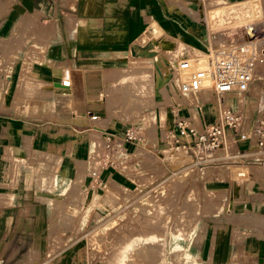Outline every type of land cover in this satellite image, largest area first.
Returning <instances> with one entry per match:
<instances>
[{
	"label": "crops",
	"instance_id": "1",
	"mask_svg": "<svg viewBox=\"0 0 264 264\" xmlns=\"http://www.w3.org/2000/svg\"><path fill=\"white\" fill-rule=\"evenodd\" d=\"M39 1L0 0V264L9 263L15 258L16 246H13L12 241L18 233L23 236V233L34 232L40 229L43 223L40 222L41 220L45 217L48 219V213L45 212L47 208L40 209L38 205L40 200L60 201L55 203L61 209L59 216L63 214L61 207L68 205L61 199L55 198V184L49 185L43 181L49 177L43 174L45 160L43 166L37 170V174L31 169L30 166L35 165L30 163V152L36 155L40 150L50 156L56 148L60 149L62 155H58L59 158L50 156L55 159L54 162H59L57 178L54 172H51L53 179L48 182H57L60 186L69 177L67 183L69 185L75 173H81L80 169L74 170L70 165L71 154L79 165L82 163L88 165V156L98 145L95 134L87 129H93V132L97 133H102L104 129H107L108 133L116 136L123 132V125H132L131 121L125 123V121L116 120L109 121L105 127L99 126V122H96L97 125L94 124L93 121L100 117L97 118V114L92 109L98 108L97 103H99L103 88L104 103L105 89L106 92L116 89L121 91L122 87L126 89L122 97L126 98V103H128L129 99L135 95L134 90L143 87L146 80H151L150 97L153 102L151 108L156 113H160L159 109L162 108L164 116L162 120L157 118V123L154 124L155 131L152 134L149 130H145L143 134L148 138L158 137L164 129L172 125L173 113L170 107L175 108L177 115L190 117L198 125L213 120L215 117L210 120L212 111L214 110L215 116L217 111L218 99L213 95L202 98L199 93H196L195 96H181L177 98L178 100L174 98L177 100L175 101L172 97L168 98L163 94L162 99L155 102L152 97V59L144 58L142 62L151 66V71L145 78L139 79L135 75L137 59H142V57L133 54L135 52L131 53L130 48L148 43L149 40L138 42L142 38L140 36L145 33H154L158 28L163 32V35H159V39L171 40L175 49L163 53L168 55V57H163L170 61L178 60L181 55L189 56L187 51L179 49L182 43L196 47L195 41L198 40L192 33L186 31L185 23L182 24L188 20V16L186 15L187 18L182 20L181 14L191 11L178 4L185 0H165L168 6L165 10L163 8V11L155 5L156 0H72L73 2L61 0V6L65 7L75 3L78 9V14L71 13L69 6H67L68 11H64L67 14L64 25V31L67 34L64 39H68L67 44L62 42L63 37L59 31L57 32L53 22L41 25L36 39L26 49L25 57L27 56L26 61L30 67L24 69L23 59L25 57L20 56L23 55L24 42L32 39L33 29L30 25L37 18ZM174 7H178L176 9L178 18L166 14L167 10L170 12ZM168 25L171 26L168 27ZM169 28L173 30L169 32ZM47 37L48 41H45ZM145 37L146 35L143 38ZM230 38H224L213 47L227 42ZM198 42L203 46L200 41ZM5 54L11 56V61L2 65L5 61L3 60ZM63 67H68L70 70L69 84L67 82L63 84L61 81ZM263 79L264 77L259 80L260 84L253 86L251 83L242 93H229L224 100L231 108H240L246 113L247 118L252 117L260 106L264 107V104L260 105L258 100V94L264 88ZM19 80L21 96L17 99L14 95V88ZM55 82H59V85ZM203 107L209 109L210 117L206 120L202 114ZM184 109L188 111L187 114H180L179 111ZM89 112L96 114V118L91 119L90 114H87ZM108 116L121 118L115 113ZM168 116L171 125L166 121ZM102 119H107V116ZM141 126L144 127L146 124L142 123ZM138 128L140 130V127ZM85 133H89L87 136H89L90 145L88 140L84 139L83 134ZM74 134L80 136L75 137ZM114 141L117 142L115 151L120 158L118 162H127L129 171L133 174L132 180L133 177L144 180L143 186H139L137 190L132 189L128 191L129 193L139 195L142 187H148L157 182L168 173L169 170L166 167L173 165L166 162V155L160 145L156 149L148 150L149 148L142 144L135 146L131 143L133 146L128 149L127 145H119L123 142L120 138L116 137ZM120 146L121 151H119ZM155 150L163 154H153ZM259 151L244 141L237 142L228 152L218 149L215 152V160L206 165L203 170H199L189 157L174 160L175 165H185L181 170L191 168L190 181L196 180L197 184L200 182L202 187L206 186L211 191V198L207 202L208 206L205 211L202 208L201 198L199 215L205 218L199 225L200 228L212 232L221 230L228 235L223 240L225 242L219 243L218 237L208 234L205 242L197 245L206 248V252L200 255V250L191 256L195 264H201L200 262L204 260L212 264H226L239 252L248 253L258 264H264V236L254 237L248 234L236 240L230 232L234 228L241 227L251 230L252 228L248 225L252 223L247 224L243 221L238 223L229 220L231 215L235 220L247 214L258 215L260 222L256 223L254 228L264 231V161L255 162L260 158L258 156L264 153ZM126 152L130 154L126 155ZM146 152L149 153L146 154ZM227 153L232 159L224 160V155ZM141 154L145 158L140 160ZM125 155L126 157H123ZM85 157L87 161L83 160L86 159ZM159 166L160 169L156 171L155 169ZM237 169L244 171L243 177H238V179L235 177ZM109 171L104 172L103 179ZM106 183L113 188L119 185L120 188L119 181L110 177L106 179ZM235 183L238 185L234 186ZM160 185L158 187H161ZM67 188L63 186L62 191L64 192ZM165 189L161 187L158 191L162 205H165L169 198L182 199L185 194L184 191L180 197L174 194V191ZM107 199L110 201L113 197L107 195ZM227 215L229 217L225 218ZM196 223L199 224L197 221ZM47 226L48 231L51 228L50 221ZM48 246L47 242L46 247ZM221 248H223L222 251H220ZM199 255L203 256L204 260ZM31 257L30 262L37 259L33 255ZM198 259H200L199 262ZM37 262L38 260L35 263ZM229 264L253 263L233 261Z\"/></svg>",
	"mask_w": 264,
	"mask_h": 264
},
{
	"label": "rangeland",
	"instance_id": "2",
	"mask_svg": "<svg viewBox=\"0 0 264 264\" xmlns=\"http://www.w3.org/2000/svg\"><path fill=\"white\" fill-rule=\"evenodd\" d=\"M60 3L61 0L39 1L37 18L30 25L33 29L32 39L24 42L23 55L20 57H25L26 49L36 39L41 25H48L53 22L57 32L59 31L63 37L62 42L67 44L68 39H64L67 35L64 31L67 14L64 11H68L67 6H69L71 13L78 14V9L75 3L65 7L61 6ZM154 3L162 11L163 8L165 10L166 6H168L165 0H156ZM178 4L180 7L187 8L188 11L191 10L184 14L180 12L182 20H185V17L187 18L188 16V20L181 22L183 25L185 23L186 31L192 33L203 44L202 46L198 41H195L196 47H193L182 43L179 49L187 51L189 53L188 58L192 59L194 57L197 63L200 61L203 63L213 45L228 37L236 40L252 39L251 41L257 52L261 53L264 58V0H185V2ZM227 7L237 9V13H229L226 16L228 13L218 12L220 9H226ZM176 9L178 7L172 8L170 12L167 10L166 14L178 18ZM112 13L114 14V12ZM170 26L168 25V27ZM168 30L171 32L173 28ZM145 35L146 37L143 38ZM159 35H163V32L156 28L154 33H145L140 36L142 38L138 42H145L149 39V47H152L153 43L160 38ZM167 39L163 38L160 44L161 47L173 46L171 40ZM46 40L48 41V37L45 38ZM157 47L161 49L159 46ZM151 49L156 50L155 47ZM4 57L3 60L5 61L2 65H6L11 61V56L5 54ZM144 58L147 60L148 57L137 59L135 75L139 79L145 78L151 71V66L149 67V65L142 63L145 60ZM26 59H28L27 56L23 59L24 69L30 67ZM263 77L264 66H261L260 69H257L256 77L251 82L252 85L260 84L259 80H262ZM146 81L143 87H138L134 90L135 95L129 99L130 102L128 103H126V98L122 97V94L126 92L124 87L121 88V91L116 89L106 92L105 89L104 103L103 88L99 103H97L99 105L98 108L92 109L97 114V118L100 117L93 121L94 124L97 125L96 122H99V126L105 127L112 120L125 121V123L131 121L133 126L135 124V126L140 127L142 133L145 130H149V133L152 134L155 131L154 124L157 123V118L162 120L164 115L162 108L159 109L160 113H156L151 108L153 103L150 97L151 80ZM262 86L264 87V85ZM20 87L21 82L19 80L14 88V95L17 99L21 96ZM258 100L260 105L264 104V88L258 94ZM232 102H234V99H232ZM74 111L77 113V110L74 109ZM91 112L87 114L89 115ZM187 112L186 109L179 111L180 114L184 115ZM114 113L121 118H110L108 116L109 114L112 116ZM202 114L205 120L208 119L210 117L209 109L203 107ZM104 116H107V119H102ZM214 117L215 112L213 110L210 120ZM169 119L170 117L168 116L166 121L171 125V120ZM142 123L146 124L144 126L146 129L141 126ZM125 126L123 125V127ZM87 131L95 134L98 145L89 154L88 165L82 163L80 164L81 167H79L80 165L74 160L73 154H71L70 165L74 170L80 169L81 173H75L73 181L69 185L67 184L69 177L60 186H58L57 182H48V180L53 179L51 172H54L55 178H57L56 173L59 169L57 167L59 162H54L55 159L50 157L52 154L49 156L40 150L37 151L36 155L30 152V163L35 165H31V169L37 174V170L43 166L45 160V173L43 172V174H47L49 177L43 181L49 185L55 184V198L61 199L62 202L68 205L61 207L63 214L59 216L61 209L55 203L60 201H52V199L40 200L38 205L40 209L47 208L45 212L48 213V219L45 217V219L40 221L43 222L40 229L31 233H23V236H20L22 235L21 233L15 236L12 243L14 247L16 246V256L13 261L5 264H195L191 256L200 250L199 254L206 252V248L201 247L202 245H197L203 244L208 234L218 237L219 243L225 242L223 240L228 236L225 232L221 230H214V232L204 231L199 226L205 218L199 215L201 198L203 200L202 208L205 211L208 206L207 202L211 198V191L206 186L202 187L200 182L197 184L196 180L190 181L189 176L192 173L190 167L181 170L185 165L179 166L173 163L176 159L180 160V158L187 157L180 148L177 150L178 154L176 155L178 156H170L169 154L172 153L171 149L166 148L164 151L167 158L166 162L173 164L171 167H166L169 170L168 173L150 186L142 187L139 195H134L128 191L137 190L139 186H143L144 180L133 177V182L131 177L133 174L130 173L127 162H118L120 160L118 158L119 155H116V158H113V155H109L110 161L107 162L99 161V150L104 146L105 142L110 144L113 133H108L107 129H104L102 133L93 132V129H87ZM87 134L89 135V133H85L83 136L89 142ZM73 136L79 137L80 135L74 134ZM106 136H108L107 139ZM88 144L90 145L91 142ZM113 144V147H115L117 142ZM139 144L143 145V142L140 141ZM119 145H127L128 149L133 146L129 141H123ZM121 146L119 151L122 150ZM149 152H146V154ZM262 152L264 150H261ZM52 153V156L57 158H59L58 155H62L58 148ZM129 154L130 152H126V155ZM126 155L123 157H126ZM258 157L260 158L255 160L256 163L264 161V155ZM139 158L141 160L145 157L141 154ZM83 160L87 161V158ZM100 164L101 168H99ZM158 169H160V166L155 170L157 171ZM106 170L110 171L103 179L102 176ZM108 177L119 181L120 188L118 187L119 185L116 188L109 186L106 183ZM236 178L238 179V177ZM159 184H161V187H165V190L174 191V194L176 193L180 197L184 194V191L185 194L182 199L169 198L167 203L162 205L160 203L162 202L159 197L160 193L158 192L161 188L158 187ZM63 186L68 187L64 192L62 191ZM107 195H111L113 200L109 201ZM74 197L77 198L75 199ZM228 217L229 215L225 218ZM259 217L258 215L247 214L235 220L233 215H231L229 220L238 223L243 221L247 224L251 222L252 224L248 226L252 229L234 228L230 234H233L232 236L236 240H240L241 237L248 234L254 237L264 236V231H258L254 228L256 223L260 222V220L258 221ZM49 221L51 228L47 231ZM46 241L48 242V247H46ZM222 250L223 248L220 249V251ZM32 255L37 259L30 262ZM200 257L202 258L203 256ZM202 259L204 260V258ZM36 260H38L37 263H35ZM204 261L200 263L212 264ZM233 261L258 264L252 256L244 252L236 253L226 264Z\"/></svg>",
	"mask_w": 264,
	"mask_h": 264
},
{
	"label": "built area",
	"instance_id": "3",
	"mask_svg": "<svg viewBox=\"0 0 264 264\" xmlns=\"http://www.w3.org/2000/svg\"><path fill=\"white\" fill-rule=\"evenodd\" d=\"M251 40L230 38L227 42L213 47L202 66L196 64L195 58L189 62L187 55H181L175 61L161 58L158 64L159 71L156 72L153 68V73L156 76L160 75L161 78L168 75L169 77L158 85L159 97L156 99L153 84V99L158 102L163 94L172 99L185 95L195 96L196 93H199L202 98L213 95L218 99L215 118L198 125L190 117L177 115L175 108L170 107L173 113L172 125L164 129L158 137L148 138L137 126L126 125L122 133L112 135L110 141L112 145L105 142L99 150V161H110L109 155L116 158L118 154L113 147L116 137L122 141L134 143L135 146H140L139 143L142 141L143 145L149 148L148 150L162 145V150L165 151L168 147L172 152L170 156H178L176 154L180 148L194 161L199 170H203L206 165L215 160V152L218 149L228 152L240 141L260 151L264 150V107H259L252 117L247 118L246 113L240 108H231L224 100L229 93L246 91L256 77L257 69L264 66V58L257 52ZM181 71L186 73L181 76ZM62 77V83L70 82L68 67L62 68ZM89 117L94 119L96 114H90ZM153 154L162 155L163 153L155 150ZM227 159H232L228 153L224 155V160ZM101 167L100 164L99 168ZM243 175L242 169L236 170L235 177H243ZM236 185L238 184L235 183L234 186Z\"/></svg>",
	"mask_w": 264,
	"mask_h": 264
},
{
	"label": "bare ground",
	"instance_id": "4",
	"mask_svg": "<svg viewBox=\"0 0 264 264\" xmlns=\"http://www.w3.org/2000/svg\"><path fill=\"white\" fill-rule=\"evenodd\" d=\"M222 4V3H221ZM218 6V5H217ZM220 7V6H219ZM218 10V9H217ZM237 11V9H234V8H226V9H220L218 12H221V13H228L226 16H228L229 15V13H237L236 12ZM233 14V15H234ZM239 14V13H238ZM238 14H236V15H238ZM222 15V14H221ZM149 40V39H148ZM162 40L163 39H160V40H156L155 41V43H153V46L152 47H155V51L154 50H152L151 48L152 47H149V43H146L145 45H135L134 47H133V52H137V55L138 56H141V57H148L149 59H152L153 60V66H154V64H156V63H158V61H159V59L161 58V57H163V56H167L168 57V55H164L163 53L164 52H170V51H172V50H174L175 49V46L173 45V46H171V47H168V46H166V47H161V42H162ZM154 42V41H153ZM165 42V41H164ZM151 46V45H150ZM157 46H159L161 49H158V47ZM136 47V48H135ZM144 47V48H143ZM143 48V49H142ZM136 54V53H135ZM194 58V57H193ZM189 59V62H192V59H190V58H188ZM201 60V59H200ZM196 64L198 65V66H202V63H201V61L200 62H196ZM153 66H152V81H153V83H152V87H153V84H154V78H153ZM184 73H186L185 71H181V73H180V75L182 76ZM63 84H65V83H63ZM237 94H239V93H237ZM166 96V95H165ZM188 96H190V95H188ZM153 97V96H152ZM232 97V96H231ZM183 98V97H182ZM181 98V99H182ZM174 99V98H173ZM177 99V98H176ZM185 99V98H184ZM175 100V99H174ZM178 100V99H177ZM177 100H175V101H177ZM166 101V100H165ZM165 101H163L164 102V104H165ZM169 101V100H168ZM181 101V100H180ZM156 102V101H155ZM162 102V101H161ZM167 102V101H166ZM179 102V101H178ZM160 104V103H159ZM167 104V103H166ZM239 191H240V189H239ZM151 217V216H150ZM121 241V240H120ZM124 256V255H123ZM126 256V255H125Z\"/></svg>",
	"mask_w": 264,
	"mask_h": 264
},
{
	"label": "water",
	"instance_id": "5",
	"mask_svg": "<svg viewBox=\"0 0 264 264\" xmlns=\"http://www.w3.org/2000/svg\"><path fill=\"white\" fill-rule=\"evenodd\" d=\"M144 45V44H143ZM136 48V47H135ZM144 48V47H143ZM142 48V49H143ZM130 52L131 53H133V51H132V49L130 48ZM136 54H137V52H135ZM135 53H133V54H135ZM161 58H164V57H161ZM160 58V59H161ZM160 59H159V61H158V63H156V64H154V66H153V68L155 69V71L156 72H158L159 71V69H158V64L160 63ZM169 77V75L168 76H166V77H164V78H161L160 77V75H155V73H153V78H154V90H155V92H154V98L156 99V98H158L159 96H158V94H157V87H158V85H160V83L163 81V80H165V79H167ZM55 84L56 85H59V82H55Z\"/></svg>",
	"mask_w": 264,
	"mask_h": 264
}]
</instances>
